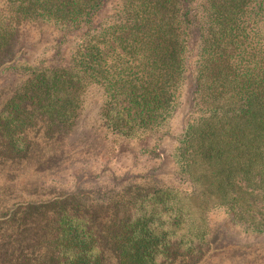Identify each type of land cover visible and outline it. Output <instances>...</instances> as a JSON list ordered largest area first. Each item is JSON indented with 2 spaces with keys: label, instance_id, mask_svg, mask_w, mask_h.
<instances>
[{
  "label": "trees",
  "instance_id": "trees-1",
  "mask_svg": "<svg viewBox=\"0 0 264 264\" xmlns=\"http://www.w3.org/2000/svg\"><path fill=\"white\" fill-rule=\"evenodd\" d=\"M50 30L62 34L57 55L69 45L61 64L13 54L1 71L17 84L0 103V264L191 262L218 210L264 236V0H0V59L21 36ZM189 68L193 110L175 154L185 189L132 185L137 195L97 207L107 211L96 223L75 194L5 201L4 190L49 170L64 128L158 134Z\"/></svg>",
  "mask_w": 264,
  "mask_h": 264
},
{
  "label": "rangeland",
  "instance_id": "rangeland-1",
  "mask_svg": "<svg viewBox=\"0 0 264 264\" xmlns=\"http://www.w3.org/2000/svg\"><path fill=\"white\" fill-rule=\"evenodd\" d=\"M61 36V32L50 30L32 41L28 34L27 38L21 36L13 42L10 47L13 51H6L0 59V103L7 99V94L17 84L16 73L5 71L1 74L7 67V62L16 54L20 60L27 59L32 62L36 56L42 55L49 58L48 62L61 64L69 48V45H63L57 55L55 46ZM26 47L31 48L25 49ZM49 48L52 53L44 54L45 49ZM192 82L193 76L189 68L185 75L187 91L179 101L174 114L158 134L144 141L128 140L114 135L106 137L97 126L90 128L88 121H83L86 128L78 127L71 133L69 127L64 128L60 132L66 135V144L63 149L57 151L52 165L47 163L49 170H38L40 173L26 181L25 189L20 190L16 187L10 188L7 192L4 190L3 198L13 205L16 201L20 203L38 201L43 195L46 199H52L62 195L69 198L71 194H75L71 204L78 210L85 209V213L93 217L96 223L101 220V214L107 211L106 208L100 211L97 207L102 205L110 207L119 203L117 199L127 202L137 195L135 190L130 188L132 185L140 184L147 187L142 189L144 191L162 185L185 189L181 183L180 187L178 185L175 154L177 138L192 116V95L188 90ZM88 104L86 113L93 112L94 115L97 104L94 102ZM28 168L30 169H24V173L30 172L32 167ZM37 184L44 186V192ZM68 201L66 199V202ZM11 205H6L3 212H7ZM109 212L112 213L113 210ZM199 249L200 251L191 258V262L188 258L180 263L264 264V236L246 233L234 225L221 210L212 214L211 235Z\"/></svg>",
  "mask_w": 264,
  "mask_h": 264
}]
</instances>
